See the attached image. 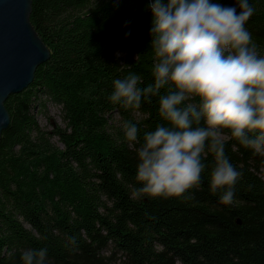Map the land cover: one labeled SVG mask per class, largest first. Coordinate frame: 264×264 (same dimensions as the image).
<instances>
[{
  "label": "trees",
  "instance_id": "obj_1",
  "mask_svg": "<svg viewBox=\"0 0 264 264\" xmlns=\"http://www.w3.org/2000/svg\"><path fill=\"white\" fill-rule=\"evenodd\" d=\"M151 2L32 0L31 21L51 55L5 102L11 121L0 139V264H23L24 251L42 248L45 264H264V156L230 130H222L225 155L243 173L233 204L210 190L216 161L208 152L201 182L182 196H132L142 187L143 136L167 122L158 97L142 99L139 109L108 97L113 81L129 73L141 88L154 81ZM211 2L240 11L238 0ZM248 3L255 11L245 27L264 55V0ZM47 99L62 106L65 126L47 129L32 112L37 104L48 117ZM125 122L137 125V141L126 140ZM72 236L76 245L66 247Z\"/></svg>",
  "mask_w": 264,
  "mask_h": 264
},
{
  "label": "clouds",
  "instance_id": "obj_2",
  "mask_svg": "<svg viewBox=\"0 0 264 264\" xmlns=\"http://www.w3.org/2000/svg\"><path fill=\"white\" fill-rule=\"evenodd\" d=\"M237 4L239 13L211 0L150 3L154 81L141 88L140 77L129 73L113 81L108 97L125 109H139L142 99L151 103L158 97V114L167 122L146 132L137 149L136 180L142 187L133 198L182 196L201 182L208 152L216 161L210 190H222L219 202L233 204L243 173L225 155L224 129L264 156V55L245 27L255 9L248 0ZM123 129L127 141H137L136 124L125 122ZM69 245H76L75 236ZM47 251H24L23 264H45Z\"/></svg>",
  "mask_w": 264,
  "mask_h": 264
},
{
  "label": "water",
  "instance_id": "obj_3",
  "mask_svg": "<svg viewBox=\"0 0 264 264\" xmlns=\"http://www.w3.org/2000/svg\"><path fill=\"white\" fill-rule=\"evenodd\" d=\"M31 13L32 0H0V139L11 121L6 100L27 88L51 55Z\"/></svg>",
  "mask_w": 264,
  "mask_h": 264
},
{
  "label": "rangeland",
  "instance_id": "obj_4",
  "mask_svg": "<svg viewBox=\"0 0 264 264\" xmlns=\"http://www.w3.org/2000/svg\"><path fill=\"white\" fill-rule=\"evenodd\" d=\"M47 113L48 117L44 113H42L39 109V105H34L32 108V112L36 114L39 122L41 125L47 129H51L53 127L52 123H59L62 126H65V121L63 120V115H62V106L58 104L57 102H54L50 99H47ZM115 123L120 124V116L116 115V121ZM223 139H227V136L223 134ZM53 140L57 144H61L59 138L56 136L53 138Z\"/></svg>",
  "mask_w": 264,
  "mask_h": 264
}]
</instances>
